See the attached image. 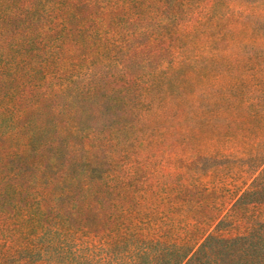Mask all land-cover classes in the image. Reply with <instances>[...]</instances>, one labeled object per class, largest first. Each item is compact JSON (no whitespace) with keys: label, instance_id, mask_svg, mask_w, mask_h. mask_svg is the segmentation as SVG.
<instances>
[{"label":"trees","instance_id":"16d2710c","mask_svg":"<svg viewBox=\"0 0 264 264\" xmlns=\"http://www.w3.org/2000/svg\"><path fill=\"white\" fill-rule=\"evenodd\" d=\"M203 1L0 0V264H264V149L151 122Z\"/></svg>","mask_w":264,"mask_h":264},{"label":"rangeland","instance_id":"374dc122","mask_svg":"<svg viewBox=\"0 0 264 264\" xmlns=\"http://www.w3.org/2000/svg\"><path fill=\"white\" fill-rule=\"evenodd\" d=\"M215 1L204 0L207 16L182 32L180 50L192 59L164 82L165 107L151 117L180 165L205 152L264 149V0Z\"/></svg>","mask_w":264,"mask_h":264}]
</instances>
